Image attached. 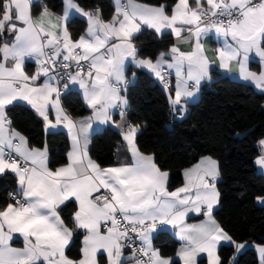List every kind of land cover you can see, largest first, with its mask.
<instances>
[{
  "label": "snow or ice",
  "instance_id": "1",
  "mask_svg": "<svg viewBox=\"0 0 264 264\" xmlns=\"http://www.w3.org/2000/svg\"><path fill=\"white\" fill-rule=\"evenodd\" d=\"M32 4L33 0H0V40L5 34L11 37L0 43V174L10 171L17 178V190L8 194L11 202L0 208V264H99L101 250L107 253L108 264H173L171 257L162 256L152 246V233L158 226L178 230L184 243L177 256L183 264H196L200 253L207 254L209 264H222L217 253L221 241L235 244L237 251L243 248L212 217L220 198L215 183L220 173L212 157H203L185 169L184 186L169 191V173L136 145L139 125L129 123L121 131L133 163L108 168L88 157V131L93 122L111 121L114 108L124 120L127 101L120 90L126 85L123 67L129 58L151 70L165 88V65L175 69L177 84L169 102L173 112L182 116V100L194 97L201 80L209 77V59L202 43L209 33L222 40L216 50L219 66L230 71L235 62L242 79L264 90V0H195V6L189 0H177L170 12L163 4L115 0V14L109 21L101 18L98 8L86 11L74 0H65L63 15L56 16L55 22L47 7L34 16ZM72 13L86 18L88 24L85 35L75 41L68 31ZM144 26L157 34L170 30L178 42L190 41L192 50L185 52L173 44L155 61L138 59L133 37ZM252 53L262 61L259 73L248 67ZM26 58H34L39 65L31 75L24 70ZM58 60L63 69L75 63V72L61 78L83 89L93 116L77 121L60 106L61 87L67 89L68 83L61 85L56 74H49L55 73ZM81 61L86 62V72ZM41 76L45 80L37 84ZM19 102H27L46 129L68 128L73 148L67 165L53 170L48 166L46 146L28 147L8 115L10 107ZM49 107L55 110V122L49 119ZM258 144L264 146V139ZM257 163L264 166V148ZM256 199L264 201V196ZM69 200L78 204L72 223L84 230L79 260L65 255L73 230L57 210ZM201 211L207 216L205 223H185L189 212ZM129 233H135L141 244L125 257L123 249L134 244ZM13 234L23 238V248L12 247ZM259 252L264 258V245Z\"/></svg>",
  "mask_w": 264,
  "mask_h": 264
},
{
  "label": "trees",
  "instance_id": "2",
  "mask_svg": "<svg viewBox=\"0 0 264 264\" xmlns=\"http://www.w3.org/2000/svg\"><path fill=\"white\" fill-rule=\"evenodd\" d=\"M86 10L99 9L101 17L109 20L114 11L112 0H76ZM146 4L161 5L170 10L177 0H139ZM42 7L62 13L63 0L33 2L32 13L37 15ZM85 18L75 16L68 22V30L77 39L87 29ZM137 56L156 58L174 44L171 32L157 34L143 28L134 36ZM6 39L3 37L0 43ZM9 39L8 41H10ZM135 69L130 65L127 75ZM129 104V119L141 126L136 135L137 147L152 154L157 166L170 173L168 189L175 190L183 184L182 171L202 156L217 159L220 180L219 206L213 211L222 228L237 243H264V204L257 196H264V175L258 171L255 159L259 155L258 141L264 138V93L252 86L212 71V80L201 86L200 99L188 106L187 114L175 118L166 90L143 69H136V78L125 91ZM61 101L74 117L86 115L89 109L78 90L61 95ZM12 126L27 138L31 147L49 151V166L55 169L67 163L69 138L65 131H48L43 120L26 104L17 103L8 112ZM121 134L108 126L92 137L90 154L102 167L115 163L116 147ZM17 190V180L12 173L0 175V208L11 202L8 194ZM76 209L70 201L61 209L65 223L73 228L72 216ZM83 232L74 233L66 253L72 259L81 256ZM154 245L164 256L173 259L178 241L167 231H159ZM234 245H222L219 256L222 264H258L253 247L239 254ZM236 257L233 262V258ZM101 262L105 257L101 256ZM199 264H207L205 259Z\"/></svg>",
  "mask_w": 264,
  "mask_h": 264
},
{
  "label": "crops",
  "instance_id": "3",
  "mask_svg": "<svg viewBox=\"0 0 264 264\" xmlns=\"http://www.w3.org/2000/svg\"><path fill=\"white\" fill-rule=\"evenodd\" d=\"M40 1H41V0H33V2H40ZM63 1H64V8H63V12H64V9H65V0H63ZM126 2H127V0H121V3H126ZM135 2L138 3V4H144V5H149V6H159V5L146 4V3L141 2V1H139V0H135ZM176 2H177V1H176ZM189 2H190V5L195 6V0H189ZM202 2H203V0H202ZM74 3L78 4L76 0H74ZM112 3H113V5H114V11H113V14L111 15V18H112V16L115 14V0H112ZM78 5H79V4H78ZM174 5H175V4H174ZM205 5H206V4H205ZM79 6H80V5H79ZM80 7H81V6H80ZM81 8H82V7H81ZM172 8H173V7H172ZM172 8H171V9H172ZM83 9H84V8H83ZM165 9H166V8H165ZM171 9H170V10L166 9V11H169V12H170ZM84 10H86V9H84ZM93 10H95V9H93ZM50 11H51V10H50ZM86 11H88V10H86ZM51 12L54 14V16L52 17L53 22H55V17H56V16H62V15H63V12H62V13H55V12H53V11H51ZM38 14H39V13H38ZM38 14H37V15H38ZM37 15H34V16H37ZM100 15H101V14H100ZM75 16L82 17V16L79 15V14L72 13V14H70V16H69L68 22H69V20H70L71 18H73V17H75ZM82 18H84V17H82ZM101 18H102V17H101ZM111 18H110L109 20H111ZM85 19H86V18H85ZM102 19H103V18H102ZM103 20H104V19H103ZM109 20H105V21H109ZM143 28H148V27L144 26V27L141 28V30H142ZM148 29H150V28H148ZM86 30H87V29H86ZM141 30H140V31H141ZM151 30H153V29H151ZM68 31H69V30H68ZM153 31L155 32V30H153ZM165 32H170V30H165ZM69 33H70V32H69ZM85 33H86V31H85L82 35H85ZM138 33H139V32H138ZM138 33H136V34H138ZM155 33H156V32H155ZM136 34H135V35H136ZM70 35H71V34H70ZM82 35H81V36H82ZM135 35H134V36H135ZM159 35H161V34H159ZM173 36H174V35H173ZM4 37H5V39H6L5 41H8L9 39H11V37L8 36L7 34H5ZM79 37H80V36H79ZM79 37H78L77 39H73V38H72V39L75 41V40H78ZM133 38H134V37H133ZM5 41H4V42H5ZM133 42H134V39H133ZM202 43L204 44L205 54L207 55V57H208V59H209V77L201 80V82H200V84H199V87H198V90H196L194 97H192V98H186V99H183V100H182V104H183V108H184V111H183V113H182V116H180V115H178V114H176V113L173 112L175 118H177V119H181V118H183V117L187 114L189 104H191V103H195V102H197V101L200 99L201 86H202L205 82H207V81H211V80H212V71H218V72H220V73H222V74H224V75L229 76V77L232 78V79H235V80L241 81V82H243V83H245V84H248V85L252 86V87H253L256 91H258V92H262V93H264V90L258 89L257 87H255V85H254L253 83H251V82H249V81H245L244 79H242V78L240 77L239 72H238V66H237V64H236L235 62H233V63L230 65V68H231L230 71H229V70H226V69H223V68H221V67L219 66V61H218V59L216 58V50L222 46V40L217 39V37H216L214 34L209 33L206 37H203V38H202ZM134 44H135V42H134ZM174 44H176V45H177L182 51H185V52H187V51H191V50H192V47H193V45H192V43H191L190 41H189V42H183V41L178 42V41L176 40L175 36H174ZM102 51H103V50H102ZM167 52H168V51H167ZM167 52H166V53H167ZM158 56H159V55H158ZM158 56H157V57H158ZM157 57H156V58H157ZM137 58H138V59H142L143 57H139V56H137ZM156 58H154L153 61H155ZM165 59L170 60V58L167 57V56L165 57ZM8 63L11 64V61H8ZM130 65H131L135 70L133 71V73H132L130 76H128V75H127V70H128V67H129ZM38 67H39V65L37 64V62H36V60H35L34 58H26V59H25V62H24V70H25L29 75L35 73V72L37 71ZM248 67H249L250 70H252V71H256L257 73H259V72L261 71L262 61H261V59H260L255 53L250 54V58H249V62H248ZM165 68H167L166 65H165ZM136 69H143V70L147 71L150 75H152V76L155 78V80H156L160 85H162V81H161L158 77H156L155 74H154L153 72H151V70H149V69H147V68L138 67L134 62L131 61V58H129L128 60L125 61V63H124V67H123V75H124V80L126 81V85H125L124 87H122L121 90H120V95H121L124 99H126V101H127L126 105H124V108H123L124 113H125L124 120H123V121L121 120L119 113H116V108H114V109L111 110V112H112V120H111V121H109L108 123L93 122V124H92V128L89 129V131H88V143H87V153H88V157H89L91 160H93L96 164H98L101 168H108V167H102V166L99 164V162H98L95 158H93V157L91 156V154H90V148H91L92 137H93V135H94L96 132H98V131H102L103 129L107 128L108 126L114 128L115 130H117V131L121 134L122 128H123V129H126L127 124H129V123L132 124L131 121H130V119H129V115H128V113H129V104H128V100H127L126 95H125V91H126L127 87H128L130 84H132V83L134 82V80H135V78H136ZM167 69H168V68H167ZM169 70L173 71V78H172V80H171V81H172V89L168 91L167 89H165V88L163 87V88L166 90V92H167L168 99H169V94H170V93H171L172 96L174 97V90H175V86H176V84H177V77H176L175 69H169ZM49 74H50V75H53V73H51V72H50ZM184 74H185V75L187 74V70H186V68H185V73H184ZM44 80H45V77H44V76H41L40 79H39L36 83H37V84H42V83L44 82ZM192 83H193L192 81H189V86H190V87H191ZM162 86H163V85H162ZM69 90H78V91L81 93V95H82V97H83V100H84V103H85V105L87 106V108L89 109V112H88L86 115L79 116V117H74V116H72V115L67 111V109L64 107V105H63V103H62V101H61V95H62L63 93H65L66 91H69ZM19 103L28 105L27 102H19ZM28 106H29V107H30V108L36 113V111H35L30 105H28ZM60 106L65 110V112H66L68 115H70L74 120H77V121H79V120H81V119H83V118H86V117H91V116H93V109L90 108V107L88 106V104H87V102H86V99H85V97H84V91H83V89H81V88L79 87L78 84L73 85V84H71L70 82H68V88H67V89H64L63 87L61 88V94H60ZM171 106H172V105H171ZM172 110H173V106H172ZM36 114H37V113H36ZM37 116L40 117L38 114H37ZM55 116H56L55 110L52 109L51 107H49V119H51V120H53V122H55ZM40 118H41V117H40ZM41 119H42V118H41ZM42 120H43V119H42ZM43 122H44V120H43ZM114 122H115V123H114ZM44 124H45V122H44ZM117 124H120V125H121V128H118V127L116 126ZM45 127H46V126H45ZM47 130H48V131H57V130H63V131H65V132L67 133V135H68V138H69V150H68V153L72 151V148H73L72 136H71V134H70V132H69V130H68L67 127H65L64 125H58V126H57L56 128H54V129H52V128H48ZM140 130H141V126H139V131H140ZM17 131H18V130H17ZM139 131H138V132H139ZM138 132H137V133H138ZM20 133H21V132H20ZM24 136H25V135H24ZM121 136H122V134H121ZM26 139H27V138H26ZM262 139H264V138H262ZM27 145H28V142H27ZM136 145H137V144H136ZM28 147H29V148H39V147H31V146H29V145H28ZM258 148H259V155H258V156L256 157V159H255V164H256V166H257L258 171L261 172V173L264 175V166H261V165H259V164L257 163V159H258V157H260V156L262 155V148H264V146H261V145L258 144ZM40 149H43V148H40ZM139 150H140V149H139ZM140 151H141V150H140ZM141 152H142V151H141ZM68 153H67V158H68ZM142 153H144V152H142ZM144 154H146V155H152V154H149V153H144ZM47 156H48V166H49V151H48V149H47ZM152 156H153V155H152ZM203 157H208V156H202L201 158H199V160H198L197 162H195L194 164H192L191 166H189V167H187V168H185V169H190V168H192L194 165L200 163V161H201V159H202ZM210 157H211V156H210ZM212 158H213V157H212ZM213 159L217 162V164H218V168H219V163H218L217 159H215V158H213ZM68 162H69V160L67 161L66 164H64V165H62V166L67 165ZM132 163H133L132 154H131V152L129 151L128 146H127V143H126V141L123 139V136H122V141L119 142V143L117 144V147H116V158H115V163H114L113 165L109 166V167H115V166H119V165H122V164H129V165H130V164H132ZM156 165H157V164H156ZM49 167H50V166H49ZM59 167H61V166H59ZM59 167H57V168H59ZM55 169H56V168H55ZM55 169H53V170H55ZM160 169H161V168H160ZM185 169L182 171L183 184H182L180 187L184 186V184H185V176H184V171H185ZM161 170H162V171H167V170H163V169H161ZM167 172L169 173V171H167ZM6 173H11V172H10V171H5L3 174H6ZM219 173H220V170H219ZM3 174H0V175H3ZM12 174H13V173H12ZM13 175L15 176V174H13ZM15 177H16V176H15ZM169 177H170V173H169ZM16 180H17V178H16ZM219 180H220V174H219L218 178H217L216 181H215V183H216V187H217V183H218ZM168 181H169V178H168ZM167 187H168V185H167ZM180 187H179V188H180ZM177 189H178V188H177ZM217 189H218V188H217ZM168 190H169V189H168ZM175 190H176V189H175ZM102 191H103V190H102ZM169 191H174V190H169ZM70 201H72V202L75 204V206H76L75 211L77 210V208H78V204H77V202H75L74 200L66 201L63 205H60V207L57 209L58 212H59V214H60V216H61V218H62V214H61V209H62V207H63L64 205H66V204H67L68 202H70ZM257 202H258L259 204H264V201H258V200H257ZM218 206H219V203H218L217 205L214 206L213 211H214ZM75 211H74V212H75ZM73 214H74V213H73ZM72 217H73V216H72ZM212 217H213V219H215L216 222L220 225V223H219V222L217 221V219L214 217L213 212H212ZM62 219H63V218H62ZM206 221H207V216L204 214L203 211H201L200 213L189 212L188 215H187L186 218H185V223L188 224V225H200V224L205 223ZM220 226H221V225H220ZM221 227H222V226H221ZM72 230H73V236H74V233H75V232H78V231L83 232V236H84V230L79 229V228H76L75 225H74V227L72 228ZM101 231H102V232H106V229H104V226L101 227ZM159 231H167V232H170L171 235H172V236L178 241L177 251H176V253H175L173 259H175V260L179 261L181 264H183V261L177 256V252H178V250L181 248V246H182L183 243H184V241H182V240L179 238L178 234H177V231H178V230L171 228V226H165V227H163V228H161L160 226H158V227H157V230H156L155 232L152 233V246H153L154 249H158V248L154 245V238H155L156 234H157ZM225 232H226V231H225ZM73 236H72L71 241L69 242L68 247L70 246V244H71V242H72V240H73ZM232 240L235 241L233 238H232ZM235 242H236V241H235ZM10 243H11L12 247H15V248H23V247H24V241H23V238H22L19 234H13V239H12V241H10ZM236 243H237V242H236ZM240 244H244V247L241 248V249H239L238 251H237V249H236V251H237L236 253H237V254H239L242 250H244V249L247 248V247H253V248L255 249V251H256V253H257V256H258V259H259V263H258V264H264V258L261 257V254H260V252H259V246L264 245V243L245 242V243H240ZM222 245H234V246H235V244L231 243L230 241H221L220 244L218 245V248H217V253H218V255H219V249H220V247H221ZM68 247H67V248H68ZM82 247H83V238H82ZM67 248L65 249V255H66V256H68L67 253H66ZM235 248H236V247H235ZM158 250H159V249H158ZM131 254H132L131 252H123V255H124L125 257H128V256H130ZM161 255H162V254H161ZM81 256H82V252H81ZM81 256H80L78 259H73V260H79V259L81 258ZM101 256H104V257H105V261H104V262H101V259H100ZM162 256H164V255H162ZM68 257H69V256H68ZM165 257H168V256H165ZM69 258H70V257H69ZM70 259H72V258H70ZM97 259H98L99 264H108L107 253L104 252L103 250H101V252L97 254ZM203 259H205V260L207 261V264H209L208 257H207V254H206V253H200V254H198V255L196 256V264H199V262H200L201 260H203ZM235 259H236V257L233 258V262L235 261ZM41 264H43V262H41ZM133 264H134V262H133Z\"/></svg>",
  "mask_w": 264,
  "mask_h": 264
},
{
  "label": "built area",
  "instance_id": "4",
  "mask_svg": "<svg viewBox=\"0 0 264 264\" xmlns=\"http://www.w3.org/2000/svg\"><path fill=\"white\" fill-rule=\"evenodd\" d=\"M206 6V5H205ZM46 51H48L47 49H46ZM59 63H60V61L58 60L57 61V65H58V67H57V69L55 70V73H53V72H51V73H53V74H56L57 75V79L59 80V82H60V84L61 85H63L64 83H68V81L66 80V78H61V77H63L64 76V73H66V72H71V73H74L75 72V70H76V65H75V63L74 62H70V67L68 68V69H63V68H60L59 67ZM81 64L82 65H85V72L87 71V66H86V62H84V61H81ZM164 74H165V76H166V80H167V82H168V87L167 88H165V85H164V82H162V85H163V87L165 88V89H167L168 91L169 90H171L172 89V78H173V71H171V70H169V69H167V68H164ZM62 88V87H61ZM116 113H119V110L118 109H116ZM10 192H15V191H10ZM9 192V193H10ZM8 197H9V195H8ZM10 199V198H9ZM104 229H106L105 227H104ZM129 235L133 238V241H134V244H133V246H129V247H125L124 249H123V252H131L132 253V251H133V247H136V248H138L139 246H140V244H141V241L138 239V238H136V234L135 233H129ZM144 259H146V258H144Z\"/></svg>",
  "mask_w": 264,
  "mask_h": 264
}]
</instances>
